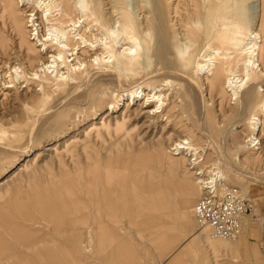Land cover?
I'll return each instance as SVG.
<instances>
[{"label": "rangeland", "instance_id": "374dc122", "mask_svg": "<svg viewBox=\"0 0 264 264\" xmlns=\"http://www.w3.org/2000/svg\"><path fill=\"white\" fill-rule=\"evenodd\" d=\"M29 1L34 5L43 2ZM75 1L77 5L83 3V0ZM98 3L104 13V23L115 28L119 23L115 8L110 5L141 7L136 11V18L142 25L148 9L159 5L162 11L159 14L168 21L169 29L154 40V48L165 58L152 57L138 71L131 72L113 67L111 57L106 56L102 64L94 61V66L88 68L81 65L77 69L80 78L76 80L62 68L63 73H51L48 87L40 81L27 82L23 78L15 80L12 88L5 89L0 84V230L16 231L13 229L18 226L27 230L22 226L35 224L31 216L39 203L31 201L33 193L46 190L58 196L48 208L46 221L37 223L39 228L45 227V234L0 233V264H26L29 253L40 252L52 258L36 254V263L40 264H59L58 259L62 260L60 264H159L165 260V247L172 249L178 244L182 247L175 253L176 264H199L201 259V264L204 263L203 255L210 251L200 234H209L210 230L200 227L193 212L187 219L193 217L194 223L188 226L182 213L174 217L176 214L172 213L179 201L186 197L178 190L184 182L178 177L169 178L159 161L163 152L169 154V145L185 137L188 131L205 153L225 164L220 169L238 170L239 178L228 187L239 189L252 203L251 212L243 216L242 233L229 239L237 242V250L232 254L237 258L234 264H264V121L259 148L235 152L236 143H242L248 135L249 117L257 114L264 120V114L257 105L251 106L245 101V93L237 102L234 97L230 99L228 91L223 98L212 92L204 79L205 73L194 68L195 61L213 43L211 22L221 21L226 12L235 11L227 7L236 5V1L98 0ZM209 5H220L210 20ZM263 5L264 0H244V8L251 14L244 31L248 27L255 30L258 41L264 38ZM78 24L81 28L85 25L83 18ZM189 29L199 36L195 45L187 40ZM7 30L9 25L5 34L10 47L18 49V38L10 36ZM89 30L98 33L104 42V29L93 24ZM143 32L149 38L148 31ZM122 40L119 47L127 45L128 41ZM238 49L237 45L230 51ZM140 54L143 56V50ZM187 54L190 59L184 63L178 61ZM0 58L7 61L3 54ZM35 64L36 61L32 63ZM0 66L3 67L0 75H9L7 67L2 63ZM261 71L264 72V65ZM9 80L10 77L3 78V82ZM143 82L160 85L162 90L157 93L164 95L163 101L168 103L167 108L172 107V114L158 117L144 114L140 110L143 100L136 102L142 93L133 105L131 97L128 101L126 96L120 97L122 88ZM258 85L261 90L251 89L252 98L258 95L264 98V74ZM90 91L97 96L87 97ZM169 134L171 137L166 139ZM190 178L196 186V195L187 196L189 208L191 204L195 206L199 194L194 177ZM81 214L91 215L93 224L102 222L103 230L97 232L88 223L77 225L76 219ZM74 236L81 239L77 248L71 239ZM86 236L90 237V246L86 247L91 251L84 253L82 243ZM158 237L161 240L157 241ZM26 242H34L33 249L24 248L28 246ZM158 243L164 246L160 250L164 253L157 250ZM44 244L46 251L41 249Z\"/></svg>", "mask_w": 264, "mask_h": 264}, {"label": "bare ground", "instance_id": "6f19581e", "mask_svg": "<svg viewBox=\"0 0 264 264\" xmlns=\"http://www.w3.org/2000/svg\"><path fill=\"white\" fill-rule=\"evenodd\" d=\"M235 1L236 5H229L227 7V10L232 7L233 9H236L235 11H232L231 14H227L226 12L221 21L214 19L215 21L211 22L212 28H214L212 30V36L215 45L212 42L208 44V52L202 54L201 57L195 61L194 68L199 73H205L204 79L212 92H216L223 98L224 93L228 91L230 99L234 97V100L237 102L241 100L242 94L245 93L247 94L244 98L245 101L251 103V106L257 105L260 111L264 114V98H261L259 95L254 96V99L251 97L252 90L260 89L258 80L261 75L264 74V72L261 71L264 65V38L258 41V33L249 27L246 32L244 31L243 27L247 25L251 14L245 10L244 0ZM75 2L74 0H49L45 3L43 0L42 5L39 3L34 5L32 1L30 2L29 0H0V54H3L7 58V61L2 60L0 61V64L2 63L10 72L7 76H4L2 73L0 75V84L3 85V88L8 89L14 87L15 80L22 78L27 82L29 80L40 81L42 85L44 84L45 87H48L51 73L57 75L62 68H65L67 75L70 76L71 79L76 80L80 78L77 69L79 70L81 65H83V68H88L93 65L94 61L102 64L103 59L104 57L106 58V56L111 57L110 60H112L113 67L125 71L131 70V72L138 71L141 66L151 61L152 57L154 59H156L155 57H161L162 59L165 58L160 51H157L156 48H154V40L158 38L159 35H162L164 31L169 29L168 21L160 15V12L162 11H159V5H153L151 9H148V15L145 17L143 25L136 18V11L137 9H142L141 7L135 5L129 8L130 6L127 7L126 5H110L111 8H115L117 22L119 23L117 28H115V26H107L104 23V13L98 0H83L81 5H77V2ZM219 6L220 5H209L207 16L209 17V20L213 13L217 12ZM81 18H83V22H85V25L82 28L78 24ZM228 19H231V21L228 22ZM93 24L95 26L99 25L104 29V32L102 33L106 36L104 42L101 37L97 36L98 33H92L89 30V28H92ZM230 24H233V26L228 27ZM8 25L9 31H7L10 32V36L16 37L19 40L18 49H14L15 47L12 48L9 45L10 42H8L5 34ZM144 30L148 31V34H146L149 38L144 36ZM187 33L188 42L190 45H195L199 36L192 29H189ZM170 36L172 35L170 34ZM120 39H123L124 41L127 40V45L122 44V46L119 47L118 43L120 42ZM237 45L239 46L238 51H230L232 50V47L235 48ZM142 46H144V49ZM142 50L143 56H139L141 55L140 51L142 52ZM190 58L191 56L187 54L186 58H179L178 61L184 63V61H187V59ZM35 61L36 64L33 66L32 63ZM0 67L1 69L3 68L2 66ZM258 68L259 71L257 72ZM1 69L0 72L3 70ZM61 72L63 73V71ZM11 73H14L15 76L13 77ZM5 77H10V80L8 81L10 84L6 81L3 82V78ZM159 86L160 85H154L153 82H143L140 84H133V86L128 88L121 87L120 97L123 98L126 96L127 101L129 97H131L133 105V101L137 100L139 93H142L143 97L140 96L136 102L140 99L143 100L140 110H143L144 114L151 115V117L164 116L166 113L172 114V107L167 108L168 103L163 101L164 95L157 93L162 90ZM88 96L95 98L97 93L90 91L87 97ZM5 97H3V99ZM251 99L252 102L250 101ZM126 105L128 107L130 102ZM261 118L257 117V114H252L249 117L248 135L242 143H236V153L245 148H259L257 146L261 143L259 133L261 132L264 121ZM170 137L171 134H169L166 139H169ZM193 141H195L193 134L188 131L185 134V137L178 138L174 142L171 141L172 143L169 145L171 153L169 151V154L167 153L169 156L166 152H163L164 154L159 158L160 165H163V168L165 167L169 178L178 177L184 182L182 187L180 186L178 190L185 193L184 195H186V197L179 201L172 214H176L173 216L177 217L179 213H182L186 217L185 225L187 226L189 223H194L193 217L196 220L194 207H192L193 205L191 204L189 208V197H187L189 194L192 195L193 193L196 195V186L191 182V175L195 179L196 183H194L197 184V192L199 193L198 198L203 191V187L199 182V178L202 174L198 175L195 173L190 164L195 165V163L199 161L203 168V176L211 175V173L218 176L220 189L223 190L227 189V191H229L228 184L239 178L238 170L236 171V169H232L230 172L228 170L223 171L220 167L224 168L225 164L220 163L217 160L214 161L211 156L205 153V150L201 145L195 144ZM197 151L203 153L202 158H198L197 161L194 159L192 160L190 156L197 154ZM183 159L185 161L184 164L182 161ZM105 188L107 187L105 186ZM236 190L240 192L239 194L243 199L246 198L244 197L243 192L239 189ZM248 200L250 201V199ZM250 204L252 205L251 202ZM191 212H193V217L187 219V216ZM245 214L247 213H244L241 217V226ZM93 226H95L97 232L103 230L102 222H98V224L94 223ZM200 227H208L210 230L209 234L206 232L200 234L202 242L210 251L209 254L203 255L204 263L202 264H227V261H230L228 264H234L237 262V258H234L232 255L237 250V242L229 239L239 237L242 233L241 231L238 236L234 238H224L214 235L211 228L207 225H200ZM88 229L87 231L90 230ZM86 238V241H84L86 243H82L84 253L85 251H91L90 247H86L90 246V237L86 236ZM71 239L73 240L74 246L77 248L79 236H74ZM91 239L93 238L91 237ZM159 239L161 240V238L158 237L157 241H159ZM99 241L100 240H98V242ZM24 244H28V242ZM181 247L182 244H178L172 249L165 247L164 253L163 251H160L164 246L161 247L160 243H158L157 250L165 254V260L159 264H176L177 257H175V253L177 249H181ZM199 260L200 258L198 261ZM201 261L202 259L199 261V264H201Z\"/></svg>", "mask_w": 264, "mask_h": 264}, {"label": "built area", "instance_id": "2783aa9c", "mask_svg": "<svg viewBox=\"0 0 264 264\" xmlns=\"http://www.w3.org/2000/svg\"><path fill=\"white\" fill-rule=\"evenodd\" d=\"M198 152L190 158L195 161L202 158ZM190 166L195 173L202 174L199 182L203 191L194 206L197 222L200 225L209 226L216 236L224 238L238 236L242 227L240 222L242 215L252 210L250 201L247 198L243 199L236 188H229V191L220 189L219 177L213 173L203 176V168L199 161L195 165L190 164Z\"/></svg>", "mask_w": 264, "mask_h": 264}, {"label": "crops", "instance_id": "0c3cea01", "mask_svg": "<svg viewBox=\"0 0 264 264\" xmlns=\"http://www.w3.org/2000/svg\"><path fill=\"white\" fill-rule=\"evenodd\" d=\"M54 197H56L58 199V196L51 195L50 193L46 192V190H44L43 192L37 191V192L33 193L31 201L32 202H35V203H39L38 204V208L34 211L35 214L31 216L32 218H35V220H36L35 224L32 223V225L30 227L23 225L22 227L28 228L27 230L19 229L21 226H18V229H13V230H16V231H4V230L1 231L0 230V233H4V232H7V233H9V232L10 233H12V232H18V233H22V235H25V234L31 235L32 233L33 234H36V233H44L45 234V231H46L45 230V227L39 228L38 225H37V223H43V222H40L41 220H45L46 221V218H47L46 216L48 214V208L55 201L54 200ZM253 204H254V202H253ZM254 206L258 210V207L255 204H254ZM109 208L111 209V205H109ZM46 210H47V212L45 213ZM109 211H111V210H109ZM258 214H259V212H258ZM259 216H260V214H259ZM38 217H41V218H38ZM77 218L78 219H76V223L79 226L84 225L85 223H89L90 226H91V224L93 225V223L90 221V219H92V216L89 215V214H81L80 217H77ZM13 228H15V227H13ZM33 245H34V242H29L28 246H25V247L23 246V247L24 248H27V249H30V248L33 249ZM41 249H43V250L46 251L45 244L43 245V247ZM36 254H39V255L48 257L47 256V253H43V252L36 253ZM36 254L29 253V255L27 257V263L26 264H40V263H36V259H37ZM48 258L52 260L51 257H48ZM38 259H41V258H38ZM42 259H44V258H42ZM54 259L57 260V258H54ZM58 260H59L58 263L60 264V262L62 260L61 261H60V259H58Z\"/></svg>", "mask_w": 264, "mask_h": 264}]
</instances>
